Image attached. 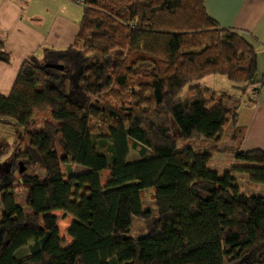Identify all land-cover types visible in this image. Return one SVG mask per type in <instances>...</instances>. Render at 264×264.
I'll return each mask as SVG.
<instances>
[{"label": "trees", "instance_id": "obj_1", "mask_svg": "<svg viewBox=\"0 0 264 264\" xmlns=\"http://www.w3.org/2000/svg\"><path fill=\"white\" fill-rule=\"evenodd\" d=\"M209 76L239 99L199 83ZM261 86L257 50L203 0H83L74 44L26 59L0 94V121L22 129V147L0 165V264H264V193H243L236 178L264 188V151L243 150L237 126ZM226 132L234 145L219 151ZM132 149L139 158L128 161ZM220 152L233 158L221 173Z\"/></svg>", "mask_w": 264, "mask_h": 264}, {"label": "crops", "instance_id": "obj_2", "mask_svg": "<svg viewBox=\"0 0 264 264\" xmlns=\"http://www.w3.org/2000/svg\"><path fill=\"white\" fill-rule=\"evenodd\" d=\"M203 2L207 14L220 27L244 33L257 50L258 81L262 86L254 95L255 103L239 110L237 126L245 129L243 150L264 151V0ZM81 18L82 6L72 0H0V42L11 55L10 63L0 62V94L9 95L26 59L34 57L40 62L46 51L62 52L71 47Z\"/></svg>", "mask_w": 264, "mask_h": 264}, {"label": "rangeland", "instance_id": "obj_3", "mask_svg": "<svg viewBox=\"0 0 264 264\" xmlns=\"http://www.w3.org/2000/svg\"><path fill=\"white\" fill-rule=\"evenodd\" d=\"M199 83L202 86L211 88L213 90L226 92L227 94L232 96L233 100L239 99V95L236 94V91H234L231 88V86L227 83L226 78H224V77L209 76V77H206V78L200 80ZM36 116H37L36 117L37 123L39 125L42 124L43 120L48 119V115L46 114V111L37 113ZM172 129H173L174 135L176 137H179V133L177 132L174 125H172ZM231 136H232V134H230V132H226L223 135V138L224 137H226V138L220 142V144L218 146L219 151H222L224 148H229L231 146L233 147L234 144L231 140ZM21 137H22V129L21 128L16 127V126H11V125L5 124V123L0 121V152L3 153L2 158H0V165L3 168H4V165H5V168H8L10 166V162L13 161V155L16 153V151H18V149H20V147H22V146H19V142L22 139ZM178 146L179 147L192 146L194 149H200V147L195 145L194 143L182 142V141H179ZM227 157L228 156L226 153L220 152L218 154H214L213 158H212V161H213L212 167L216 168L220 173L228 170L230 168L231 163L233 162V158L231 160ZM137 158H139L137 150L132 149L130 151L128 161H133L134 159H137ZM19 162L22 163V160H20V159L15 160L12 169L17 170L19 168V166H18ZM64 169L65 168L63 167V170ZM35 170L37 172H39L38 169H35ZM31 171L32 170L29 169V170H27V173H30ZM79 171H82L81 167L78 168L76 166V167H73V169H72L73 173H76ZM16 174L17 173H15V176H17ZM107 175H108V173L105 172L104 176L106 177ZM1 178L2 177L0 176V179ZM236 178H237V183L240 186V189L243 193L261 194L262 191L264 190V188H262L260 186H257L254 184L252 185L248 181V177L245 174H237ZM104 181L105 180L103 179L101 182L104 183ZM0 183H1V180H0ZM152 190L153 189H144L143 190L142 201H143L144 207L147 210H149L151 212V214H154L156 212V210L154 208V199H153L154 191L152 194V192H151ZM16 197H17V201H18L19 205L25 206L26 197H27L26 191L23 190L22 188H18L17 193H16ZM56 213L58 214V216L61 215V212H56ZM69 223H70L69 218H65L63 220L58 221L57 225H58V228H59L61 235L65 236L64 229L69 225ZM144 232H145L144 222H142L139 219H135L133 224H132V227H131V234L133 236H137V235L143 234ZM65 238H67V237H65ZM25 253L26 252L22 253L21 256H24Z\"/></svg>", "mask_w": 264, "mask_h": 264}, {"label": "water", "instance_id": "obj_4", "mask_svg": "<svg viewBox=\"0 0 264 264\" xmlns=\"http://www.w3.org/2000/svg\"><path fill=\"white\" fill-rule=\"evenodd\" d=\"M47 67H50V68H53L55 70H58V71H62L63 70V67L60 66L59 64H47L46 65ZM18 173L19 174H22L25 172V167L23 166V164L21 162L18 163Z\"/></svg>", "mask_w": 264, "mask_h": 264}, {"label": "built area", "instance_id": "obj_5", "mask_svg": "<svg viewBox=\"0 0 264 264\" xmlns=\"http://www.w3.org/2000/svg\"><path fill=\"white\" fill-rule=\"evenodd\" d=\"M76 4L82 6L83 0H76Z\"/></svg>", "mask_w": 264, "mask_h": 264}]
</instances>
